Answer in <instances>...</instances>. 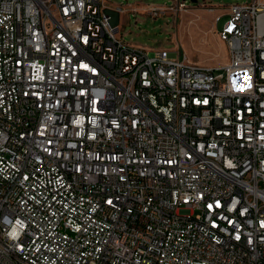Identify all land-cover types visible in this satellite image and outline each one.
<instances>
[{
	"label": "built area",
	"instance_id": "built-area-1",
	"mask_svg": "<svg viewBox=\"0 0 264 264\" xmlns=\"http://www.w3.org/2000/svg\"><path fill=\"white\" fill-rule=\"evenodd\" d=\"M201 6L221 67L0 0V264H264V0Z\"/></svg>",
	"mask_w": 264,
	"mask_h": 264
},
{
	"label": "rangeland",
	"instance_id": "rangeland-1",
	"mask_svg": "<svg viewBox=\"0 0 264 264\" xmlns=\"http://www.w3.org/2000/svg\"><path fill=\"white\" fill-rule=\"evenodd\" d=\"M175 1L107 0V3L109 14L131 46L177 50L200 66L216 68L225 65L229 56L227 46L215 30L214 18L201 5L212 3L228 7L246 4L251 0H198L197 4L189 2L188 12L162 10L157 13L158 16L150 13L149 6L169 9L175 5ZM142 7L145 10H133ZM117 8H123L124 13H119ZM226 21L227 17H223L217 27L222 28Z\"/></svg>",
	"mask_w": 264,
	"mask_h": 264
},
{
	"label": "crops",
	"instance_id": "crops-1",
	"mask_svg": "<svg viewBox=\"0 0 264 264\" xmlns=\"http://www.w3.org/2000/svg\"><path fill=\"white\" fill-rule=\"evenodd\" d=\"M149 7H154V6H149ZM147 8H148V7H147ZM133 10H136V11H137V10H141V11H143V10H145V9H144V7H142V8H133Z\"/></svg>",
	"mask_w": 264,
	"mask_h": 264
},
{
	"label": "water",
	"instance_id": "water-1",
	"mask_svg": "<svg viewBox=\"0 0 264 264\" xmlns=\"http://www.w3.org/2000/svg\"><path fill=\"white\" fill-rule=\"evenodd\" d=\"M184 1H189L192 2L193 4H197L198 0H184Z\"/></svg>",
	"mask_w": 264,
	"mask_h": 264
}]
</instances>
